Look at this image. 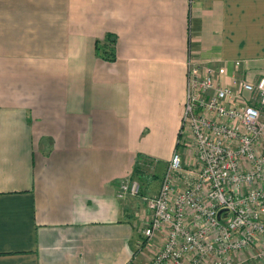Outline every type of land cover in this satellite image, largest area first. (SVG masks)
Returning a JSON list of instances; mask_svg holds the SVG:
<instances>
[{
    "label": "crops",
    "instance_id": "0c3cea01",
    "mask_svg": "<svg viewBox=\"0 0 264 264\" xmlns=\"http://www.w3.org/2000/svg\"><path fill=\"white\" fill-rule=\"evenodd\" d=\"M191 58L264 76V0H0V264H147L117 194L177 148Z\"/></svg>",
    "mask_w": 264,
    "mask_h": 264
},
{
    "label": "built area",
    "instance_id": "2783aa9c",
    "mask_svg": "<svg viewBox=\"0 0 264 264\" xmlns=\"http://www.w3.org/2000/svg\"><path fill=\"white\" fill-rule=\"evenodd\" d=\"M201 63L186 62L179 131L200 167L176 187L181 158L174 151L158 192L145 198L151 216L144 237L165 230L147 264H264V76L226 83L222 67L200 72L193 66ZM138 191L135 180H125L117 195Z\"/></svg>",
    "mask_w": 264,
    "mask_h": 264
},
{
    "label": "rangeland",
    "instance_id": "374dc122",
    "mask_svg": "<svg viewBox=\"0 0 264 264\" xmlns=\"http://www.w3.org/2000/svg\"><path fill=\"white\" fill-rule=\"evenodd\" d=\"M195 62H199V61L195 60ZM236 62H239V61H236ZM197 65L198 66L195 65L193 67L196 68L200 72H204L206 67H211L215 71L218 68V66L212 62H205V63L202 62L201 64H197ZM235 67H237V68L240 67V62L238 65H235ZM187 71H188V69H187V65H186L185 89H186V80H187L186 79V77H187L186 73H187ZM234 77H235V79H238V80L243 79V77L241 75H238L237 73L234 74ZM229 83H230V81H229ZM182 140L183 139H180V141L178 142L177 148L174 150V151H177L179 153L180 158H181L180 172L175 175L176 180L174 183L175 186L178 188L186 186L185 182L187 180H189V179H187V178H189V175H187L188 172H190V171L196 172L197 169L200 167V163L198 162V160L196 158L194 147L192 145H188V144L185 145ZM167 165H168V163L166 164V166L161 165L157 170H152L148 166V160L142 159V161L139 163V166H137L136 174H135L136 176H135V178H133V180H135L139 185V191H138L139 193L137 195H135L137 197H135L134 199H137V200L140 199L141 202L143 201L142 202L143 207L147 206L146 200L144 202V196L143 195H146L147 193H149V191H148L149 189H150V191H153V189H154L153 186H155V188H156V186L160 187L163 175L165 174V172L167 170ZM157 192L151 194L150 197H152L153 195H156ZM141 202H140V205L142 206ZM262 218L264 220V214H261V219Z\"/></svg>",
    "mask_w": 264,
    "mask_h": 264
},
{
    "label": "trees",
    "instance_id": "16d2710c",
    "mask_svg": "<svg viewBox=\"0 0 264 264\" xmlns=\"http://www.w3.org/2000/svg\"><path fill=\"white\" fill-rule=\"evenodd\" d=\"M106 42L104 45L97 46V54L106 60H114L115 59V51H114V42L115 37L112 34H108L106 36ZM136 172V170H134ZM133 177V176H132Z\"/></svg>",
    "mask_w": 264,
    "mask_h": 264
}]
</instances>
